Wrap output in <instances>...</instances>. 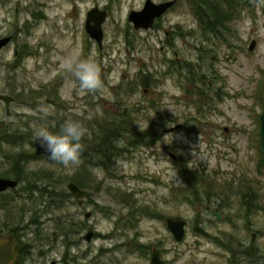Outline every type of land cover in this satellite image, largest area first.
Masks as SVG:
<instances>
[{
    "label": "rangeland",
    "instance_id": "obj_1",
    "mask_svg": "<svg viewBox=\"0 0 264 264\" xmlns=\"http://www.w3.org/2000/svg\"><path fill=\"white\" fill-rule=\"evenodd\" d=\"M145 1L0 0V37L12 35L0 48V93L14 95L10 114L0 99V135L12 131L33 141L39 134L55 140L48 133L49 115L57 111L78 126L123 109L144 128L160 115L166 117L164 128L184 124L163 128L152 144L136 145L129 131H118L112 144L118 154L111 158L91 129L83 128L89 139L84 146L91 148L84 156L93 165L79 175L75 167L83 159L70 160L68 146H60L63 161H51L35 156L26 137L25 149L18 147L22 177L3 174L16 149L4 144L0 176L19 184L0 193V234L14 232L27 250L15 264H153L154 247L164 264H264V208L252 216L251 227L243 219L235 226L210 211L214 198H191L193 188L180 173L184 164L187 170L244 175L264 192V103L255 88L264 72V0H239L219 37L204 33L190 0H178L153 26L136 28L129 13ZM94 5L108 10L102 48L86 30V13ZM21 50L26 54L17 60ZM168 149L178 154L176 160ZM71 174L84 181L82 204L61 193L70 192ZM186 186L187 198L173 192ZM243 205L231 198L233 210ZM168 216L187 220L183 240L168 228ZM195 224L211 235L196 232ZM89 229L93 235L87 240ZM252 231L260 249L245 257L238 240L230 242L227 235L238 233L246 246ZM10 247L0 237V250L8 255ZM4 260L0 264L10 261Z\"/></svg>",
    "mask_w": 264,
    "mask_h": 264
},
{
    "label": "trees",
    "instance_id": "obj_2",
    "mask_svg": "<svg viewBox=\"0 0 264 264\" xmlns=\"http://www.w3.org/2000/svg\"><path fill=\"white\" fill-rule=\"evenodd\" d=\"M195 11L196 16L199 19L200 25L204 30V33L211 37L213 35H224L221 27L227 26V23L231 21L234 17L235 7L233 0H190ZM193 31V30H192ZM212 34V35H208ZM26 52L23 50L19 51L17 56V60H20L24 57ZM15 63L14 65H17ZM146 75V74H145ZM262 77L257 79L256 84V96L258 99L261 100V103H264V72H262ZM23 91L17 92V96L21 97ZM56 97V103L58 106L62 104V102L57 96V93H54ZM63 107V106H61ZM64 112L57 111L56 114H50L49 117L50 125L48 133L50 136L54 137L59 147L62 145H66L70 149V145L73 143H80L83 145V152L82 154H87L88 151L91 149L84 146L86 141L89 139L87 138L86 134H84L81 130L83 128H90L93 132L92 135L95 136V139H98L99 143L105 147V152L109 158L113 157L118 153L114 152V136L117 134L118 131L121 132H130L132 134L133 140L132 143L137 144H152L153 142L158 140V137L161 136L163 128L166 126V117L164 115H160L157 122H152L148 127H141L137 126L134 122V117L132 113L123 109L118 113H112L113 116H104L102 118H97L96 120L89 121L84 125L78 126L75 125L74 121L69 122L68 118L64 114ZM173 121H178V118L175 117L172 119ZM260 123V118L258 119ZM31 135V134H30ZM26 137L29 139L30 143H34L32 136L29 135H18L17 132L8 131L5 135H0V150L3 149L4 144H9L12 148H16L15 150H11L12 155V162H10L9 170H6L5 173L7 175H14L17 174L18 177H22V173L20 167H22L21 156L22 154L19 153L18 147H23V142ZM5 141V143H3ZM28 142V140H27ZM98 144V143H97ZM100 147V146H96ZM25 149V148H24ZM28 156H30V151L27 150ZM61 148L59 149V153L55 156H47L44 155L48 160L51 161H58L61 159ZM69 159L72 160L74 153L70 150ZM89 155V154H87ZM183 170H180V173L185 180L186 184L188 183L190 188H193V194L195 196H191V198H198L205 201H210L209 199L214 198V204H208L209 209L212 212V209L220 212L228 222H233L235 226H237V221L240 219L245 220V226L248 228L251 227V220L252 216L257 214L258 211L264 208V203L261 200V196L264 195L262 192V185L254 184V181L249 180L247 176H223L219 175L218 173H205L203 171L198 170H187V165L182 164ZM24 170L25 167L23 166ZM49 178L54 176L53 171L49 172ZM70 181H74L78 185L82 187L84 186V181L81 176H77L75 174H71ZM175 188V187H174ZM48 195L56 196L52 194L50 190H47ZM173 192L177 194V196H182V198H187V186L181 188L173 189ZM54 193V192H53ZM64 196L68 195L71 196V192H61ZM201 193L204 195L201 196ZM61 194V195H62ZM231 198H238L243 201V206L246 207L243 210H233L231 206ZM123 200L127 201L125 193L123 194ZM128 202V201H127ZM211 202V201H210ZM159 212H157L158 214ZM213 213V212H212ZM242 214V215H240ZM163 216V213H160ZM217 217V216H216ZM38 221V219H37ZM36 221V222H37ZM247 221V223H246ZM39 222V221H38ZM241 230V229H240ZM10 234H14V240L8 239L9 243L11 244L10 253L7 255L6 249H1L0 253V263L5 261L4 259H10L7 264H15L19 260L23 254L26 253L25 243L19 242L18 237H16L15 233L12 232ZM238 233H230L227 235V238L230 242L234 240H238V246L240 250L244 254L245 257L252 256L253 251H257L260 248L255 246L256 243L254 238L252 237L251 232V241L249 244L244 245L245 243L242 241L243 238L240 236L238 237ZM246 238V237H245ZM221 241V240H217ZM223 244L224 247L229 246L228 243ZM18 243L19 247L15 251V244ZM252 250V251H251ZM251 251V252H250ZM1 255V254H0ZM3 260V261H2ZM2 261V262H1Z\"/></svg>",
    "mask_w": 264,
    "mask_h": 264
},
{
    "label": "water",
    "instance_id": "obj_3",
    "mask_svg": "<svg viewBox=\"0 0 264 264\" xmlns=\"http://www.w3.org/2000/svg\"><path fill=\"white\" fill-rule=\"evenodd\" d=\"M177 0H165L161 2H157L154 0H146L143 7L141 9H132L129 13V20H131L134 23V26L136 28H149L153 26L155 20L163 15L170 7H172ZM108 15V12L106 9L101 8L99 5L92 6L86 13V30L90 34L91 37H93L99 47H103V40H104V29H103V23L106 20ZM12 39L11 35H5L0 37V48L7 45ZM257 43V40L253 38L249 44V49H254L255 45ZM0 99L4 100L5 102V108L7 114L11 113L10 110V103L13 99V95L8 93H0ZM184 124L179 122L176 124H173L171 126H168L164 128V131H172L177 128L183 127ZM260 138H261V152L264 153V108L262 111L261 116V131H260ZM34 146L35 151L34 155H47V156H55L59 153V145L55 140L52 138L44 135L39 134L34 139ZM82 147L79 144L73 143L70 145V150L72 152H76L80 150ZM169 156L176 160L178 158V154L173 151H168ZM19 184V180L13 177L8 176H0V192H3L8 189H15L17 188ZM67 187L71 194L78 199V202L81 204L83 203V196L85 194V190L83 187L79 186L74 181H69L67 183ZM213 214L217 216V218L221 219L223 215L216 211L212 210ZM90 212H87V215H89ZM167 226L174 235L175 239L180 241L183 240L187 233V220L183 217H174V216H168L166 218ZM194 230L198 233H201L205 236H210L211 232L207 230L202 224H195ZM4 235V236H3ZM0 234L1 238H8L11 240H14L13 234ZM93 235V230L89 229L88 232L85 234V237L87 240H90ZM256 235L255 232H253L252 237L254 238ZM19 247V244H15V251ZM151 262L153 264H164L165 260L161 256V252L157 247H154L152 249L151 254ZM51 264H56V261L53 260Z\"/></svg>",
    "mask_w": 264,
    "mask_h": 264
},
{
    "label": "flooded vegetation",
    "instance_id": "obj_4",
    "mask_svg": "<svg viewBox=\"0 0 264 264\" xmlns=\"http://www.w3.org/2000/svg\"><path fill=\"white\" fill-rule=\"evenodd\" d=\"M161 1H165V0H160V1H157V2H161ZM178 1V0H177ZM176 1V2H177ZM238 2H239V0H233V3H234V7H235V11L237 10V6H238ZM171 8V7H170ZM169 8V9H170ZM104 9H106L107 10V8H104ZM168 9V10H169ZM167 10V11H168ZM108 11V10H107ZM12 36V35H11ZM12 40V39H11ZM13 99H14V95H13ZM13 99H12V101H13ZM4 101V100H3ZM5 103V102H4ZM225 129H226V131H228L229 130V128L226 126L225 127ZM76 144H79V145H81L80 143H76ZM81 149L80 150H78V151H76V152H73L74 153V158H76V161L78 160V159H80V158H82L83 160H82V162H80L79 161V163H78V161H77V164H76V167H75V171H76V174L77 175H79V174H84V173H89V169L91 168V166L93 165L92 164V160L90 159V158H88L87 156L85 157L84 156V154H82V152H83V145H81ZM170 149H168V151H169ZM19 180V179H18ZM80 186V185H79ZM85 190V189H84ZM6 191V190H5ZM4 192V191H3ZM1 193V192H0ZM77 201H78V199H77ZM79 203V202H78ZM80 204V203H79ZM82 204V203H81ZM212 210H214V209H212ZM253 232L254 231H252V234H253ZM255 237H256V235H255ZM255 237H254V239H255Z\"/></svg>",
    "mask_w": 264,
    "mask_h": 264
}]
</instances>
